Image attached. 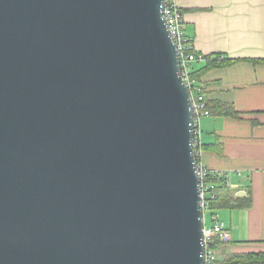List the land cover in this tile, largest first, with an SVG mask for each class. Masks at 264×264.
I'll return each mask as SVG.
<instances>
[{
	"label": "water",
	"instance_id": "1",
	"mask_svg": "<svg viewBox=\"0 0 264 264\" xmlns=\"http://www.w3.org/2000/svg\"><path fill=\"white\" fill-rule=\"evenodd\" d=\"M164 4L0 0V264H205Z\"/></svg>",
	"mask_w": 264,
	"mask_h": 264
},
{
	"label": "crops",
	"instance_id": "2",
	"mask_svg": "<svg viewBox=\"0 0 264 264\" xmlns=\"http://www.w3.org/2000/svg\"><path fill=\"white\" fill-rule=\"evenodd\" d=\"M178 5L198 54L235 60L201 72L207 99L236 114L216 109L202 119L200 163L231 176L232 191L223 199H251L249 208L216 211L230 236L219 255L264 253V0H178Z\"/></svg>",
	"mask_w": 264,
	"mask_h": 264
},
{
	"label": "built area",
	"instance_id": "3",
	"mask_svg": "<svg viewBox=\"0 0 264 264\" xmlns=\"http://www.w3.org/2000/svg\"><path fill=\"white\" fill-rule=\"evenodd\" d=\"M163 17L165 18L171 36L178 46L180 52V65H181V76L184 79L186 85L190 89L191 98L193 102V144L195 155H199L197 152L200 145L201 130L200 122L203 117L209 116L210 113L207 110V105L204 96L200 93V89L194 88V81H191L190 76L193 71V64L197 62H204V55L202 54H191L189 50L193 48L191 41L185 35V24L183 16L181 14L178 0H165L163 6ZM193 89V90H192ZM205 168L202 164L198 165V175L200 178L201 187V209L203 212V224H204V256L205 264H214L219 255L214 247L215 238L219 236L220 240L224 243L230 242V236L225 229V224L221 220L220 215L214 211H211L212 202L218 197L216 183L214 182L211 175L216 180H221L227 188L231 186V176L226 173H213ZM210 212L212 227L208 228L205 224V213Z\"/></svg>",
	"mask_w": 264,
	"mask_h": 264
},
{
	"label": "trees",
	"instance_id": "4",
	"mask_svg": "<svg viewBox=\"0 0 264 264\" xmlns=\"http://www.w3.org/2000/svg\"><path fill=\"white\" fill-rule=\"evenodd\" d=\"M192 44V42H191ZM193 46V45H192ZM190 53L192 54H198L194 48H191L189 50ZM205 61L200 63L197 62L193 64V71L190 76L191 81H194V88L195 89H200L201 94L205 98V102L207 105V110L209 111L210 115L214 114V110L219 109L220 111L223 112V114H230V110L232 108L233 112L232 114H236V111L233 107L230 108L229 105L226 104H220L219 102L212 103L207 99V87L205 82L201 79V72L212 69V68H220V67H225L228 65H231L234 63L235 60L233 59H226L222 54H215V55H204ZM204 65V67L200 70H196L195 68L197 66ZM193 90V89H192ZM209 115V116H210ZM206 116V117H209ZM205 118V117H203ZM202 118V119H203ZM201 119V121H202ZM200 130H201V122H200ZM199 149L197 152L202 151V143H201V138H200V145L198 146ZM196 160L197 164L200 165V156L196 155ZM211 173V172H210ZM211 178H213L214 182L216 183V188L218 192V197L215 201L212 202V207L211 211H217L219 209H223L225 207L228 208H234V207H247L249 208L251 206V199L249 197V201H242L240 198H230V199H223V197H228L229 191L231 192V188H227L223 181L221 180H216L214 177L211 175ZM222 199V200H221ZM223 241L220 240L219 236H216L215 238V243L214 247L217 251H220L222 249V245H225ZM214 264H264V253H258V254H247L244 256H236V255H231L228 258L223 257L222 255H218L217 260L214 262Z\"/></svg>",
	"mask_w": 264,
	"mask_h": 264
},
{
	"label": "rangeland",
	"instance_id": "5",
	"mask_svg": "<svg viewBox=\"0 0 264 264\" xmlns=\"http://www.w3.org/2000/svg\"><path fill=\"white\" fill-rule=\"evenodd\" d=\"M205 220H206V222H205L206 226L208 228L212 227V221H211V214H210V212H206L205 213Z\"/></svg>",
	"mask_w": 264,
	"mask_h": 264
}]
</instances>
